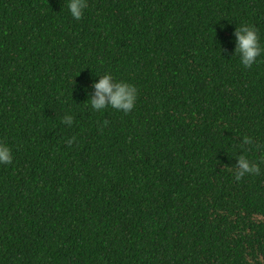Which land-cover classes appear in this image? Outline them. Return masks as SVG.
Here are the masks:
<instances>
[{
    "label": "trees",
    "instance_id": "16d2710c",
    "mask_svg": "<svg viewBox=\"0 0 264 264\" xmlns=\"http://www.w3.org/2000/svg\"><path fill=\"white\" fill-rule=\"evenodd\" d=\"M264 0H0V264H264ZM106 72L137 89L93 111ZM71 115L73 123L61 122ZM75 137L71 145L68 140Z\"/></svg>",
    "mask_w": 264,
    "mask_h": 264
},
{
    "label": "clouds",
    "instance_id": "9594fccd",
    "mask_svg": "<svg viewBox=\"0 0 264 264\" xmlns=\"http://www.w3.org/2000/svg\"><path fill=\"white\" fill-rule=\"evenodd\" d=\"M69 15L73 20H80L87 7V0H65ZM234 48L232 56H238L240 64L244 68H251L254 63L258 62V57L264 53V46L258 36V31L254 25L242 23L233 31ZM91 87L94 92L88 97V102L93 111L100 112L106 108H111L124 114H128L134 109L137 99L136 87L126 81L116 79L111 73L106 72L99 76L92 83ZM62 123L71 126L73 118L71 115H64ZM75 137L68 140L71 145ZM254 141L250 136H243L240 145V154L235 156L236 164L234 166L233 179L239 182L245 175H259L261 168L259 162L251 161L244 153L247 149L245 145H253ZM13 161L12 148L0 143V165H10Z\"/></svg>",
    "mask_w": 264,
    "mask_h": 264
}]
</instances>
